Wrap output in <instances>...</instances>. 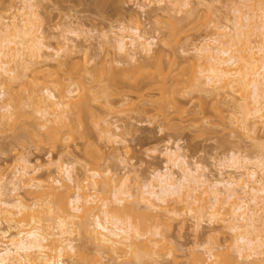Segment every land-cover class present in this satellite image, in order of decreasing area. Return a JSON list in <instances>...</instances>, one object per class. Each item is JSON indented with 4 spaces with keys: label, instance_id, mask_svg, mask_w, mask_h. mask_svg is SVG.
<instances>
[{
    "label": "bare ground",
    "instance_id": "6f19581e",
    "mask_svg": "<svg viewBox=\"0 0 264 264\" xmlns=\"http://www.w3.org/2000/svg\"><path fill=\"white\" fill-rule=\"evenodd\" d=\"M140 1L139 10L145 14L150 12L152 17L158 18L166 13L171 19V28L168 34L159 36L160 40L158 36V39L152 38L144 29L141 19L137 15H130L129 26L120 24L116 30L102 32L101 48L119 57H112V64L132 65L143 57L157 58L156 71L151 73L154 77L147 72L145 79L140 69L142 67L143 70L146 65L139 62L132 71L140 68L135 73L141 76L133 78L127 85H122V75L114 66L105 69L100 65L92 69L87 67L89 62L74 61L73 56L78 53L79 46L69 35L79 37L81 31L78 29H65L57 48L47 45L43 18L36 0H21L16 8L14 3L4 7V11L0 12V124L5 125V121H11V118L17 123L15 119L19 117L32 116L36 121L34 126L41 122L39 129H44L47 134L46 139L39 141L56 146L67 139L65 135L69 131H64L68 130V125L63 123L66 126L64 129L61 123L67 115L75 113L77 119L82 121L88 112L94 114L88 104L90 97L85 94L88 82L92 84V91L98 88L100 93L107 96L122 97L118 102L122 106L128 102L126 88L145 100L143 90L156 86L162 98L160 114L165 117L167 109H173L177 114L184 113L178 94L189 88H197L214 93L217 101L227 105L226 110L232 120L230 124L243 129L254 146H261L256 131L260 123L264 124V0ZM218 4L229 6L230 16L226 17V21L232 27L219 22L221 14L217 20L210 19L213 20L210 27L214 33L212 30L209 34L212 32L213 35L190 42L183 50L186 62L190 63L188 65L187 62L188 70H185L187 65L183 66L184 70L180 68L175 73L171 69L165 70L162 54H159L161 51L159 48L155 51V42L159 40L162 46L171 49L175 58L180 34L184 31L183 21L193 17L200 8L216 15L220 12ZM173 13H185L186 16L178 19ZM7 14L10 16L6 17ZM80 48H83V54H88L87 46ZM46 49L54 53L46 54ZM51 65L57 72L50 71ZM63 68H67L69 84L58 74ZM40 72L41 75L37 74ZM28 73L33 74L31 79L35 78L34 74L39 75L35 78L38 83L29 80L35 85L32 89L29 86L28 92L24 93L27 86L23 84L24 80L31 76ZM23 78L20 88L24 89L15 90L14 85ZM76 84L85 89L83 93L79 92ZM115 104L108 101L103 109L111 113ZM219 112L223 113V110L219 108ZM42 120L52 126L43 124ZM102 120L104 125L100 128L104 135L113 143L124 145L122 136L114 131L111 121ZM58 122L60 125L57 124V127ZM252 133L254 136L249 135ZM126 147L123 149L129 153V147ZM182 147L171 141H167L161 151L158 146L153 147L151 152H159L165 158L166 165L164 169L155 170L147 180L135 169L132 174L126 170L130 164L123 158L126 157L124 151L121 153L123 156L119 151L116 154L125 169L123 176L119 177L109 168L104 172L93 168L86 169L84 180L76 174L77 162L71 159L52 158L50 162L35 165L26 155L16 157L11 173H8V166L3 168L4 173L0 175V264H73V261L78 264H100L102 259L98 255L103 259L110 258L115 263L124 259L129 263H139L145 257L153 259L158 255L154 251L160 248L154 242L157 237L165 240L163 244L170 245L167 257H174V251L184 253L186 250L167 240L162 232L164 230L158 228L159 220L164 219L166 222L163 223L171 226L175 223L173 221L180 219L184 224L185 216L194 221L197 233L204 220L208 219L232 237V241L227 240L228 245L221 246L219 241H210L188 249L187 264H264V150L255 157L239 151L232 152L227 160H219L216 164L220 175L217 178L200 162H191ZM44 169L54 171L56 175L43 179ZM85 183H91V187ZM108 192L111 197L106 195ZM135 212L142 213L147 220H135ZM79 238H83L80 245ZM84 240L91 245L88 246L89 250L93 245L91 250L94 253L85 250L88 248ZM149 242H154L150 244L152 247L148 245ZM219 250L221 252L216 253ZM202 252L214 257L215 261L206 262ZM174 261L178 264L176 259ZM153 264H157V261Z\"/></svg>",
    "mask_w": 264,
    "mask_h": 264
},
{
    "label": "rangeland",
    "instance_id": "374dc122",
    "mask_svg": "<svg viewBox=\"0 0 264 264\" xmlns=\"http://www.w3.org/2000/svg\"><path fill=\"white\" fill-rule=\"evenodd\" d=\"M20 1L21 0H0V12L4 11V7L7 8L8 5H11L12 3H14V8L18 7V5L20 6ZM36 2H39L38 9L40 11L41 17L43 18V32L46 35L45 43L47 45L53 46L52 48H57L58 42L61 40L60 35L64 34L65 29H78V31H81L79 37L77 35H69L70 38L75 40L74 43L79 46L78 51H76L78 53H74V61L76 62L78 59V62H89L87 63V67L92 69H94L96 66H104L105 69H109L110 66H114L122 75V85H127L130 81L134 80L133 78L141 76L139 73H135V71H138L140 68L135 69L134 72L132 71V69L134 70V65L137 64L135 66H138L139 62L140 65H146L143 67V70L142 67L140 69V72H142L143 77L146 79V73L150 72L151 74L154 71L156 67L155 59L157 58H150V60L147 57H143V59H139L138 63L132 64L133 68H131L132 65L123 63L112 64L110 63V59L114 57V52L106 53V49L103 47L101 48L100 43L102 42V32L104 30H116L120 24H126V26H129L131 17L133 15H137L138 18L141 19L144 29L152 38H157V36H165V34H168L169 28H171L169 23V20L171 19L168 17V15H166V13L165 16L162 15L164 14L162 13V16L158 17V20V18L152 17L153 15L151 16L150 12L145 14L139 10L138 4L141 3L140 0H36ZM217 7L220 9V12L216 15H214L215 13L213 14V12L210 14L208 9L200 8L199 11L197 10V12L193 15V17L183 21V24L185 25L184 31L180 34V42L176 47L177 56L175 58L171 49L161 45V42H159L161 38L159 37V40L155 42L157 44L154 46L156 49H154L155 51H158L159 48L161 51L159 54H162L161 61L165 70L171 69L174 71V73L175 71L178 72L180 68L184 70L183 66L185 67L188 61L186 62L185 60L186 55L183 50L187 48L186 45H188L190 42H198V40L202 39L204 36L210 37V35H213L212 32L214 33V30L212 27H210L213 20L211 21L210 19L217 20V16L220 17L221 14L222 16L220 18L221 20L219 19V22L225 26L229 25V27H232L231 24H227L226 21V17L230 16L228 15L229 6L218 4ZM149 11H151V9H149ZM8 15L9 14H7L6 17ZM172 15L178 19L184 18L186 16L185 13H173ZM210 31H212L211 34H209ZM85 46H87L89 50L87 51V55L83 54L81 51L83 48H80ZM45 52L46 54L54 53L53 50L49 49H46ZM115 57L119 59L117 55H115ZM102 61H105L104 64ZM173 61L175 63H173ZM100 62H102L103 65ZM152 64H154V67H151ZM188 65H190V63ZM188 65L185 70H188ZM49 69H52L50 70L51 72L56 70L54 66L50 67ZM66 71L67 68H63L58 71V74L68 83L70 82L68 81L69 75ZM41 73L42 72L37 74L41 75ZM29 74L31 75L32 73H28V75ZM32 75L30 78L27 76L28 79L26 77V79L23 78L21 81H19L20 84L19 82L15 85L13 84L15 86V90L25 88L24 93H26L28 92L29 86H32L30 88L32 89L35 83H38L35 82L37 81L35 78H38L39 76L34 74L35 78L31 79L33 78ZM152 76L154 77L155 75L151 74L150 77ZM76 77L78 79V76ZM29 80H34V85L29 83ZM40 80L39 84H41L40 82L43 81ZM75 81L78 82V80ZM21 82L27 86L20 88ZM66 82L64 81V84ZM77 87L80 88V84H78ZM91 87L92 84L88 82L86 83L87 89L85 90L80 88L82 90L80 91L79 89V92L83 93V90H85V94L90 97V101L88 100L90 103L88 104H90L89 107L92 109L94 114H89L88 112V114H86L87 116H85L84 120L82 119V121L79 120V118L77 119V116L74 115L75 113L71 112L69 115H67L65 121L63 119L64 122H61L62 124L66 122V125H68V130L64 131V133L69 131L68 134L65 135L67 139L61 141L56 146H53L47 141H39L41 138L44 139L46 137L45 135L47 134H45L44 129H39L41 127L39 125L41 122L37 123V127L34 126L36 121L32 116L19 117L20 119H15L17 120V123L14 122L13 118H11V121H8L10 119L6 118L8 119L7 121L4 120L6 124H0V167L2 168H0V175L1 172L4 173L3 168H7L8 166L9 168L11 166L10 169L8 168V173H11V170L14 168V165L12 164H14L16 157L20 155H26L35 165L40 163L45 164L48 161L50 162L52 158L54 160H57L60 157H62L64 160L71 159L77 162L76 174L79 176V178L82 177V180L86 178L84 176L86 169L93 168H98L103 172L109 168V170L112 169V171L120 177L124 175L125 169L117 158L119 155L116 154H118L119 151L120 155L123 156L121 153L124 151V147L127 146L126 148L129 147V153H126L125 150L123 153L126 155V157L123 158H126V162L129 161L127 164H130V168L127 167L128 169L126 170L130 171L132 174L135 172L133 171L135 169L136 171L140 172L138 173L141 174L144 179L147 180L149 177H151L155 170L164 169L166 165L165 158L161 156L159 152H151L152 148L158 146L159 150L161 151V149L163 150L165 148L167 141H171V143L177 142L183 146V152L187 155L191 162H200L212 171L211 173H213L212 175H215L214 177L220 178L216 166L219 160H227L232 152L239 151L245 155L249 154L250 157H255L257 154L261 155L260 152H263L264 150V147H262L264 146V124L260 123L261 125H259V129L256 131V135L259 137L258 140L263 145L260 143L261 146H256V144L254 146L252 141L248 139V134H246L243 129L236 128V126L232 125V123L230 124L232 120L229 117L230 114L226 110L227 105H223L217 101L213 96L214 93L211 94L209 92L207 93L201 91L200 89L198 90L197 88H189L184 91V93L178 94L177 97L178 101H180V104L185 109V112L182 114H177L173 109H167V116L165 117L160 114L159 107L162 98L161 92L156 86L146 87L143 90L145 100H142L138 93L129 92V89L126 88V99H128L130 105H127V102L125 106H122L121 103H118L122 97L118 95H112V97L107 96L105 93H100V89L98 88H96L95 91L90 90ZM95 94L97 95L96 98ZM108 101L111 103L113 102V104H115V102L118 103L115 104L113 108L115 112L111 111V113H108L106 112L107 110L103 109V107H105L103 106L104 103L107 104ZM32 107H30V109L33 110ZM144 108L146 111H144ZM219 108L223 110V113L219 112ZM26 109L29 108L27 107ZM96 114H98L100 119L97 116L95 117ZM102 119H108L111 121L114 131L122 136L125 142L124 145L113 143L108 139V137L104 135V133L101 131L102 128H100L102 125H104L102 124ZM43 124L48 123L43 122ZM57 124L60 125L59 122L54 125L57 126ZM48 125L52 126L51 123ZM64 127V129H66L65 125ZM70 127L73 128H71L72 133L70 132ZM249 135L254 136L253 133ZM258 140L257 145L259 144ZM117 148L120 149L117 150ZM53 168L50 170H53ZM44 170V173L42 174L43 179L45 177L48 179L51 175H56V173L54 174V171L51 172L49 170ZM90 184L91 183H87L86 186L89 187ZM103 195H105V193L102 195L100 194L99 198L101 196L103 197ZM106 195L111 197L109 192ZM99 198L97 197V199ZM136 213L137 212H135L133 215L135 220L138 219L137 221L139 222L147 220L146 216L141 215L142 213ZM185 217V225L180 219L178 222L173 221V223H175L171 225L172 227L168 225L166 226L163 223V221L166 222L163 218V221L159 220L160 225L158 224V228L160 230H164L162 232H164L163 234L167 237V240L172 242L174 241V244L176 243L183 246V248L186 250L184 253L179 251L176 252V250L174 251V257H167L166 253L170 251V248L168 247L170 245L167 243L163 244L165 240L162 241L160 240V237H157L156 241L154 242H157L161 249L158 247L154 250L158 252V255L155 254L157 256H155L153 259L145 257L144 259L146 261L143 259L141 260L142 262L139 263H129L126 262L127 259H124L119 262L116 261L115 263L113 260V262H111L110 258L109 261L106 258H100L98 255V258L102 259L100 260V264H153L154 261H157V264H177L174 261L175 259L178 264H187V258L189 257L186 256L189 250L194 249L198 244H205L210 241L215 243L216 241H219V244L224 246L228 245V241H232V237L229 232H226L223 228L222 230L219 229V225L216 223H210L208 219L204 220V222L201 224L202 226L200 227V230L197 233L195 231L194 221H191L192 219H190L189 216ZM182 224L184 227H182ZM169 227L171 228L169 229ZM181 227L184 229H181ZM223 231H225V233ZM214 238H216V240ZM80 239L81 238L78 239L79 245L83 243V238L82 240ZM84 241L86 242L87 240ZM154 242H149L148 245L152 247L150 244H153ZM88 243L86 244L88 249H85V246L84 249L87 252L92 251L90 254L94 253V250H91V248H94L93 245L89 250L88 246L91 245H88ZM161 244H163V246ZM220 252L221 251L219 250V252L217 251L216 253ZM90 254L87 255L90 256ZM175 256L177 257L175 258ZM202 256L208 263H213L215 261L214 257H209V255L205 254L204 252H202ZM75 262L77 261L75 260ZM72 263L78 264L74 263V261Z\"/></svg>",
    "mask_w": 264,
    "mask_h": 264
}]
</instances>
